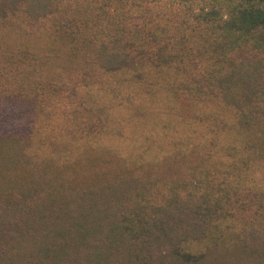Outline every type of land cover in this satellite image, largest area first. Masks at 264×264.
I'll return each mask as SVG.
<instances>
[{"label":"trees","instance_id":"16d2710c","mask_svg":"<svg viewBox=\"0 0 264 264\" xmlns=\"http://www.w3.org/2000/svg\"><path fill=\"white\" fill-rule=\"evenodd\" d=\"M116 75L162 76L207 129L160 164L95 151L100 105L70 107ZM255 162L264 0H0V264H264Z\"/></svg>","mask_w":264,"mask_h":264},{"label":"rangeland","instance_id":"374dc122","mask_svg":"<svg viewBox=\"0 0 264 264\" xmlns=\"http://www.w3.org/2000/svg\"><path fill=\"white\" fill-rule=\"evenodd\" d=\"M161 77L139 80L136 76L129 78L109 76L108 82L102 85L105 87L83 89L80 98H77L78 102L72 100L74 108L70 107L71 112L80 102L87 101L90 105H100L106 120L102 133L84 142L87 144L89 142L90 148L99 153L111 152L130 167H137L141 163L160 164L172 150V140H180L179 143L187 140V137H184L187 134L186 130L181 125L183 121L185 125L188 123L193 125L197 138L198 135L201 136L202 131L207 129V124H200L199 128L196 119L198 109L187 99L176 102L164 93ZM110 85L116 87L114 92L102 91ZM204 106L209 107L208 104ZM76 110L82 113V108ZM64 124L68 123L65 121ZM206 132L203 148L210 152L216 146L213 142V133H208L209 130ZM190 134L188 131V141L192 140ZM62 141L65 142L58 149L59 152L77 154L76 145L80 144L78 139L68 136ZM252 166L254 178L264 177V162H255L250 165ZM257 166H261L258 171Z\"/></svg>","mask_w":264,"mask_h":264}]
</instances>
